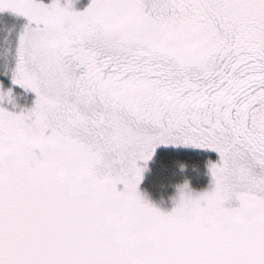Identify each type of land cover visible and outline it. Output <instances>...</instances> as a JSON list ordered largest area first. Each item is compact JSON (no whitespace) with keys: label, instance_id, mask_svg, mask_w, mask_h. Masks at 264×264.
I'll return each mask as SVG.
<instances>
[{"label":"snow or ice","instance_id":"obj_1","mask_svg":"<svg viewBox=\"0 0 264 264\" xmlns=\"http://www.w3.org/2000/svg\"><path fill=\"white\" fill-rule=\"evenodd\" d=\"M0 264H264V0H0ZM209 190L138 191L158 145ZM187 190V194H185Z\"/></svg>","mask_w":264,"mask_h":264},{"label":"trees","instance_id":"obj_2","mask_svg":"<svg viewBox=\"0 0 264 264\" xmlns=\"http://www.w3.org/2000/svg\"><path fill=\"white\" fill-rule=\"evenodd\" d=\"M25 19L7 11L0 13V40L9 31H19ZM0 79H3L4 86L13 87L21 95H33L29 90L12 86L7 78L0 77ZM28 99L30 98L27 97ZM216 160L217 156L208 152L187 149H159L142 184L143 197L148 202L168 199L185 182L188 183L193 192L204 191L210 184L207 164Z\"/></svg>","mask_w":264,"mask_h":264},{"label":"rangeland","instance_id":"obj_3","mask_svg":"<svg viewBox=\"0 0 264 264\" xmlns=\"http://www.w3.org/2000/svg\"><path fill=\"white\" fill-rule=\"evenodd\" d=\"M66 2H67V0H61L62 4L66 3ZM89 3H90V0H72V5H73L74 10H83ZM25 23H27L26 19L23 22L22 26ZM4 87L8 88L6 86H4ZM13 93H14V104H15V107H13V105L5 104L4 106L7 107L8 110H12V111H15V112H20L22 109H30L31 107H33L34 101L36 99L35 94L33 92H31L33 95L26 96L25 94H22V95L19 94L17 91H15L13 89ZM27 97H29L30 99L27 100ZM164 148L187 149V150H193V151L208 152V153L215 154L217 156V160L214 161V162H217L218 159H219L218 154L215 151H213V150L200 149V148H196V147H193V146H190V145H187V146L186 145H163V144L162 145H158L155 148V150H154V154H153L152 158L149 161H147L146 165H145V162H143V161H139L138 162L139 166H141V167H143L145 169L143 174H142L143 178H142L140 184L138 185V191L141 193L142 196H143V194H142V184H143L145 178L148 175L150 164L153 161L157 151L159 149H164ZM207 171H208V174L210 176V184H209V187L207 189H205V190H209L210 186H211V183H212V178H211L210 169H209V163L207 164ZM197 192H201V191H197ZM185 194H187V190H186ZM179 197H180V192H179V187H178L174 191L173 195L171 197H169L168 199L159 200V201L150 202V203L153 204L155 207L159 208L161 211L167 212V211H171L172 208L176 206V204L179 202Z\"/></svg>","mask_w":264,"mask_h":264}]
</instances>
